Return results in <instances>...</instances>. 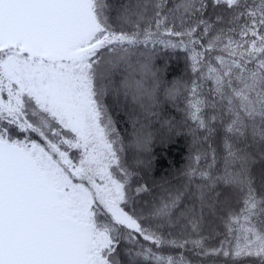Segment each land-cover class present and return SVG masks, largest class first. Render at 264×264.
Masks as SVG:
<instances>
[{
	"label": "snow or ice",
	"instance_id": "snow-or-ice-1",
	"mask_svg": "<svg viewBox=\"0 0 264 264\" xmlns=\"http://www.w3.org/2000/svg\"><path fill=\"white\" fill-rule=\"evenodd\" d=\"M0 264H264V0H0Z\"/></svg>",
	"mask_w": 264,
	"mask_h": 264
},
{
	"label": "trees",
	"instance_id": "trees-1",
	"mask_svg": "<svg viewBox=\"0 0 264 264\" xmlns=\"http://www.w3.org/2000/svg\"><path fill=\"white\" fill-rule=\"evenodd\" d=\"M173 67H176L177 65H176V63L175 62H173V65H172Z\"/></svg>",
	"mask_w": 264,
	"mask_h": 264
}]
</instances>
